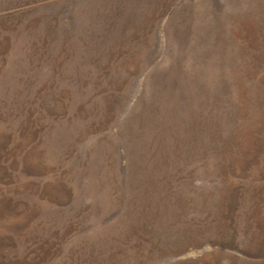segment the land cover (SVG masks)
<instances>
[{
	"label": "rangeland",
	"instance_id": "obj_1",
	"mask_svg": "<svg viewBox=\"0 0 264 264\" xmlns=\"http://www.w3.org/2000/svg\"><path fill=\"white\" fill-rule=\"evenodd\" d=\"M0 264H264V0H0Z\"/></svg>",
	"mask_w": 264,
	"mask_h": 264
}]
</instances>
